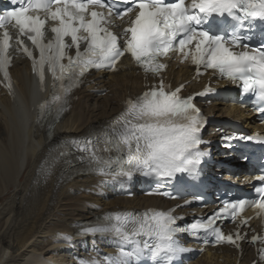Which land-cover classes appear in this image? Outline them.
Instances as JSON below:
<instances>
[{
    "label": "snow or ice",
    "instance_id": "snow-or-ice-1",
    "mask_svg": "<svg viewBox=\"0 0 264 264\" xmlns=\"http://www.w3.org/2000/svg\"><path fill=\"white\" fill-rule=\"evenodd\" d=\"M10 9L0 13V73L9 92L13 91L9 68L10 50L22 52L31 60L40 90H46V73L52 78V95L39 105L38 122L55 114L49 136L61 114L70 108L73 92L87 74L95 70L117 71L127 56L159 83L147 85L139 96H129L123 111L103 128L89 130L83 137L64 138L65 143L51 146L43 164L51 167L63 157L72 171L77 164L85 171L112 183L130 188L135 177L153 182L148 195L179 198L170 192L169 184L186 180L198 181L202 165L209 155L202 130L206 118L198 107L196 95L183 96V85L175 89L166 84L162 73L168 65L163 59L177 54L182 62L191 61L197 75L207 70L238 83L241 96L251 95L260 101L255 111L264 123V0H11ZM127 20L125 21V18ZM127 24L117 34L115 21ZM13 31L16 33L13 36ZM53 35L47 39V33ZM33 45L29 48L24 39ZM13 40L15 48L13 49ZM83 45V47H82ZM75 55H71V50ZM38 53V55H37ZM66 61V63H65ZM106 94V93H100ZM211 103L212 101H206ZM246 106L242 100L232 101ZM223 146L231 148L235 140L264 145V138L247 135H223ZM246 162L248 157H243ZM259 174L250 176L258 186L256 198L223 201V207L207 219L188 225L175 209H148L141 213L117 211L97 217L81 225L78 236L110 237L117 255L104 256V264H177L189 249L179 237L187 235L208 243L239 244V232L225 234L216 224L222 214L235 222L246 208L264 213V157ZM43 171V169H42ZM128 195H133L130 191ZM193 199L203 200L202 196ZM192 201L185 199V205ZM244 220L243 225L248 226ZM59 240L72 243L73 237L61 235ZM264 243L254 235L251 243ZM264 264V248L259 249ZM85 264H101L94 260Z\"/></svg>",
    "mask_w": 264,
    "mask_h": 264
},
{
    "label": "bare ground",
    "instance_id": "bare-ground-1",
    "mask_svg": "<svg viewBox=\"0 0 264 264\" xmlns=\"http://www.w3.org/2000/svg\"><path fill=\"white\" fill-rule=\"evenodd\" d=\"M188 72L189 69L182 68L178 73L187 76ZM13 74L18 81L15 101L11 102L0 93V133L6 129V138L0 136V184L5 182L0 186V197L11 192L9 200L0 206V264H85L86 259L94 258L91 255L94 245L97 248L102 245V256H114L109 238L77 239L80 226L118 207L146 209L159 205L161 200L115 199L109 194V189L115 185L102 183L103 177L63 176L68 167L63 158L51 167L49 174L43 161L51 146L65 143L64 138L83 137L89 130L98 129L110 121L121 111V102L129 93L141 92L143 79L124 71L108 79L102 78L96 91L106 88L110 93L105 97L95 96L89 88L79 92L72 112L54 125L51 134L54 137H51L44 135L50 124L38 132L39 136L31 127L34 123L32 109L40 95L31 85L25 63H18ZM222 112L238 114L231 109ZM4 219H7L6 227ZM61 235L72 236V243L59 240ZM52 253H65L70 257L68 260L47 258ZM251 255H246L242 263L250 264L253 261ZM85 256L88 258L81 259ZM219 260L215 255H208L194 264H221ZM222 264H232L231 258L227 256Z\"/></svg>",
    "mask_w": 264,
    "mask_h": 264
},
{
    "label": "rangeland",
    "instance_id": "rangeland-1",
    "mask_svg": "<svg viewBox=\"0 0 264 264\" xmlns=\"http://www.w3.org/2000/svg\"><path fill=\"white\" fill-rule=\"evenodd\" d=\"M93 106V105H92ZM5 133H6V129H5V131L3 132V133H0V136H3L4 138H6L5 137ZM4 144H5V140H4ZM2 183H5L4 181L2 182ZM1 183V184H2ZM1 184H0V186H1ZM1 188V187H0ZM11 195V192L9 191V193H8V195L6 196V197H0V206H2V205H4L6 202H7V199L9 198V197H11L10 196ZM9 200V199H8ZM6 221H7V219H4L3 220V225L6 227V225H7V223H6ZM65 254V253H64ZM89 254V253H88ZM59 255H61V257L59 256ZM67 256H65V255H63V253H58V254H51L50 256H48L47 258H50L51 260H66V259H64V256L67 258V260H68V258L70 257V256H68V254H66ZM73 256V258H76V256H74V255H72ZM86 257V256H85ZM77 259V258H76ZM84 259V258H83ZM79 260V259H78ZM67 262V261H66ZM77 262V261H76Z\"/></svg>",
    "mask_w": 264,
    "mask_h": 264
}]
</instances>
